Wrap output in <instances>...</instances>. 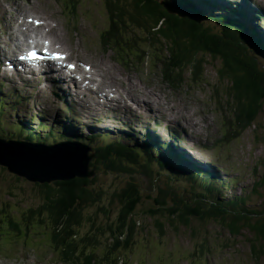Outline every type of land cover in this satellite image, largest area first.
Returning <instances> with one entry per match:
<instances>
[{"label": "rangeland", "instance_id": "1", "mask_svg": "<svg viewBox=\"0 0 264 264\" xmlns=\"http://www.w3.org/2000/svg\"><path fill=\"white\" fill-rule=\"evenodd\" d=\"M61 1L60 10L63 11L66 8L63 0ZM170 1L186 6L182 4L183 1ZM187 1L189 2V0ZM25 2L27 0H13L10 4L0 0V7L4 9L6 16L12 22L18 14L23 15L25 12L55 18L58 26L53 29L52 33L58 36L57 41L63 48L69 49L72 56L77 55L86 62L93 61L100 70V77L102 78V81L98 82L99 86L114 88L118 101L113 106H100L99 109L93 108L94 105L91 103L77 104L81 108V112L78 110L80 121L75 119V127L70 130L67 128L68 123L59 120L60 118L64 119V115L69 113L65 110L66 104L62 103V99L64 98L63 101H65L69 95L68 85L65 82L43 80V77L37 74L32 78L33 91H35L32 99L25 98L26 86L22 83L18 82L10 86L4 83L0 85L6 91L12 90L14 98L17 99V103H14L15 110L10 108L5 110L2 119H0V124L4 127L0 125V129L2 127L7 131L12 123H17L22 133L36 129L42 137L48 138L52 133L50 127L55 129L53 131L55 137L62 136V130H57V126H55L60 124L63 128L66 126L64 129L71 133L69 140L78 144L83 143L80 137L90 136L94 131V128L91 127L92 118L94 112L99 111L102 113L100 126L102 128L110 126L124 128L128 133L133 134V137L132 140H129L128 137L124 136L122 142L132 146L133 141L143 144L147 140V131L158 135L161 141L167 140L169 131L165 126L161 130L158 128V120H160L164 125L168 124L173 127V138H176L178 143L185 144V150L188 153L192 155L201 154L205 160H210V157L222 156L220 160L210 166L218 172L213 177L214 182L220 185L222 197L231 198L243 195L247 198V206L264 209V186L257 187L256 185L257 175L261 172L260 161L264 149V109L257 114L251 125L240 128L239 133H237L238 136H228L224 142L213 139L219 137L221 133L219 114L214 109L216 105L224 107L227 115L231 116L236 123L234 106L230 102L232 99L227 95L233 96V92L226 88L227 81L222 80L224 76H218L216 72L220 66L217 59H213L209 54H204V71L203 75L198 77L201 78L198 82L190 80L189 71L181 70L183 81L179 84L177 91L172 92L160 79V64L155 60L153 61V53L159 54L163 58L169 55L167 48L157 43V40L149 39L150 41H148L143 32H140L139 36L127 31L128 34L134 35L136 41L141 39L133 47V57L136 58V61L130 68L117 66L112 56L108 59V53L111 54V51L101 52L98 49V31L106 23L101 0H80L78 20L85 26V33L87 34L84 37L83 48H81L82 44L77 43V40L74 39L73 34L69 38L64 34H59L61 15L58 13V7L54 0H28V4ZM76 3L78 4V0ZM191 3L192 8L186 6L187 12L183 11L185 15L183 17L178 16L185 28H188L187 24L192 23V25L206 28L208 33L219 34L220 25L215 20L206 18L201 13L202 11L196 7L195 1L192 0ZM222 4L215 0L210 5L220 9H236L231 15L239 14L246 28L240 25L237 20L233 19L230 22L233 21L236 24L235 30H238L245 37V45L254 53L259 64H261L260 66L264 69V20L261 21V18L264 17V11L261 13L254 11L252 12L253 17H251L249 12L251 7L246 0H242L241 4L234 6V8V4L220 7ZM262 5L264 7V4ZM220 9L217 11L219 12ZM127 30L129 29L127 28ZM151 35L158 38L154 34ZM257 36L262 41L261 43L255 40ZM5 41L6 36L2 32L0 24V43ZM250 41L254 42L256 49L263 54L254 50L248 44ZM95 50L99 56L89 58L87 56L89 52ZM140 50H144L145 54L137 58L135 53H140ZM92 72L94 73L95 70ZM46 74L44 73V75ZM0 94L4 95L3 92ZM6 102H9L8 99ZM77 102L82 103L84 101ZM36 115L38 118H42L36 121L41 122L42 120L43 124L38 125L32 120ZM179 121H181L182 126L190 130V135L181 133L174 126ZM78 122L80 123L77 126ZM85 125L87 126L85 127ZM5 137L8 138L9 135L5 134ZM75 137L78 138L75 139ZM25 139L7 142L0 139V142L3 141L4 148L16 147L14 142H28ZM197 140L202 142L201 147L197 144ZM208 141L213 143L216 150L215 154L202 151L203 146H206ZM101 142L104 150L109 146L118 147V143ZM70 153L73 155V150ZM32 154L36 156L35 153ZM130 154L134 164L123 161L126 166L124 172L116 171L113 173L111 170L108 172L100 169L99 171L96 170V174L93 173L91 178H88L93 179L87 186L90 196L81 206L84 216L90 215L91 217L82 218L80 225L75 227L79 234L90 235L96 232L101 225L106 229V223H111L116 218L115 203L111 207L108 205L114 200L112 198L113 193L120 188L117 183L122 185L127 180L136 182V179L143 186L138 184L143 194H151L157 198L154 202L153 200H145L137 212L133 214V219L138 220V226L130 235L133 241L131 247L128 250L118 252L122 264H264V252L256 257L252 254V234L247 229H243L238 235L231 236L217 220L201 221L197 218H190L188 225H183L178 222L177 218L169 216L166 210H158L160 205L156 202L162 199L167 202L165 206H172L178 199L183 202L192 200L193 193L199 192V187L194 185L193 180L189 178V175L195 171L193 172L188 168L185 159L187 156L179 154L180 158H176L174 161L177 172H170L152 161L156 158V153H153L152 160L146 158L145 155ZM72 159L77 162H75L76 166L82 168L83 158L81 162ZM189 162L193 163L190 160ZM59 172H61L59 169L46 170L47 174ZM111 177H116L113 183L106 180ZM37 183L42 184L20 177L0 164V218L5 214L15 217L25 216L30 210H33L29 225L34 223L36 227L35 233H32L31 229L29 230V237L27 238H13V235L5 230L6 223H2L0 235V258L2 260H0V264H26L22 257L27 258L30 263L64 264L59 261L58 253H54L51 249L48 237L43 236L48 232V228H45L48 224V218L46 211L38 209L44 199L43 188L37 186ZM158 187L159 190L156 189ZM218 195L220 196V194ZM102 206L106 208L105 212L99 209ZM108 208L111 209L107 210ZM38 210H40L39 214ZM158 224L161 226V231ZM29 225L21 224L24 229ZM253 233L255 234V232ZM98 239H102L100 233ZM72 241L76 242L75 240ZM203 242L208 243L209 249L196 250L197 244ZM62 250L67 257L70 250L67 247H62ZM83 255L82 253H74V259L71 262L74 261L76 264L82 262ZM114 259L118 261L117 258Z\"/></svg>", "mask_w": 264, "mask_h": 264}, {"label": "trees", "instance_id": "2", "mask_svg": "<svg viewBox=\"0 0 264 264\" xmlns=\"http://www.w3.org/2000/svg\"><path fill=\"white\" fill-rule=\"evenodd\" d=\"M179 1H183L182 4L187 7L192 6L191 0L189 2L187 0ZM102 2L109 13L113 32L116 31V28L122 30L128 28L127 31L139 36L140 32H143L148 41L157 40V43L167 48L169 55L164 57L167 65L164 67L165 79L171 77L173 81L180 84L183 81L181 70H187L190 72V80L198 82L201 79L198 77H201L204 71V54H209L213 59H217L220 66L216 72L218 76H224L222 80L227 81L226 88L233 92V96L227 95L232 99L230 102L234 106L238 126L237 133L240 128L251 125L257 114L264 109V69L260 66L261 64L254 53L245 45V37L235 30L236 24L233 21L228 22L225 18H220L219 15L212 16L209 19L215 20L220 25L219 34L208 33L206 28L192 25V23L187 24L188 28H185V25L177 17L166 11L160 0H102ZM197 2L199 1L197 0ZM191 6L190 8H192ZM203 6L212 7L208 4H203ZM108 34L112 36L111 33ZM255 40L261 43L259 39L255 38ZM250 43L254 44L252 41ZM5 134L9 135L8 139L26 138L28 141L48 144L46 138L39 133L29 132L26 137H18L1 128L0 138H6ZM117 145L118 147L109 146L105 150L104 148L94 150V157L89 164L87 176L36 184L43 188L44 199L38 209L46 211L48 218V224L45 227L48 228V232L44 235L48 237L49 245L53 249L61 250L63 257L66 255L62 247H67L70 253L66 258L74 257V253H82L84 254L82 259L84 264H100L96 248L101 244L105 249L102 260L110 264H117L118 261L114 258L118 257V252L126 250L133 243L130 235L138 226V220L133 219V214L145 200L154 202L157 198L151 194H143L140 188L142 184L136 179V182L127 180L122 185L117 183L120 188L113 193L114 200L108 205L111 207L115 203L114 210L117 209L115 220L106 223V229L101 225L96 232L90 235L79 234L76 231L75 227L80 225L82 218L91 217L90 215L84 216L81 206L90 196L87 186L93 179L88 178H91L93 173L96 174V170L100 169L108 172L111 170L113 173L124 172L126 166L123 161L134 164L130 154L132 150L121 142ZM260 167L261 172L257 175L256 181L257 187L264 186V149ZM189 178L201 188V191L194 192L192 200L183 202L178 199L172 206H165L167 202L162 199L156 202L160 205L158 210H166L169 216L177 218L178 222L183 225H188L190 218H197L201 221L217 220L231 236L238 235L243 229H247L252 234V254L255 257L262 254L264 252V209L247 206V198L243 195L219 199L213 192L221 194L220 185L217 186L209 182L208 178L201 173H191ZM115 179L116 177H111L106 180L113 183ZM156 189L159 190V187ZM253 191L255 192V190ZM92 200L94 199L92 198ZM99 209L103 212L106 211L103 206ZM38 211L39 214L40 210ZM32 215L33 210H30L28 215L23 216L22 222L29 225ZM4 222L6 223L5 230L10 232L13 238L29 237L30 229L32 233L36 232L34 223L24 229L20 221L11 219L9 214H5L0 218V235ZM158 228L161 231L159 224ZM99 233L102 236L101 240L98 239ZM205 249H209L208 243L197 244L196 250L203 251Z\"/></svg>", "mask_w": 264, "mask_h": 264}, {"label": "water", "instance_id": "3", "mask_svg": "<svg viewBox=\"0 0 264 264\" xmlns=\"http://www.w3.org/2000/svg\"><path fill=\"white\" fill-rule=\"evenodd\" d=\"M169 1L160 0L161 4L164 6L168 13L172 15L175 14L174 16L177 17L178 20H181L179 17H183L185 15L183 12L185 10L177 8L176 5L172 4ZM14 144L19 146L20 148H18L17 146L4 148L2 147L4 144H0V164L4 165L9 171L16 173L18 176L27 178L29 181L44 183L53 180L69 179L74 176L84 177L88 175V163L91 159V156H87L73 143L60 142L48 146L41 143L32 142H14ZM61 146H65L70 152L73 149H79V154L84 155L82 168L76 166V161H74L71 157L66 160L59 156L53 159V162L51 163L49 168H45V165L40 164L37 158L32 154L41 152L43 150L48 151L49 149H57ZM54 169H59L61 170V172L56 174L46 173V170Z\"/></svg>", "mask_w": 264, "mask_h": 264}, {"label": "bare ground", "instance_id": "4", "mask_svg": "<svg viewBox=\"0 0 264 264\" xmlns=\"http://www.w3.org/2000/svg\"><path fill=\"white\" fill-rule=\"evenodd\" d=\"M166 1H169V0H166ZM193 1H195V2H197V0H193ZM213 1H215V0H213ZM219 3H222L221 1H219V0H217ZM169 2H171L172 4H174V5H176L177 6V8H179V9H182V10H185L186 11V6H183V5H180L179 3H175L174 1H169ZM203 5V4H202ZM212 6V5H211ZM249 12H250V16L251 17H253L252 16V13H251V10H249ZM192 13V12H191ZM230 16H236V15H234V14H232L231 15V13H230ZM249 16V15H248ZM249 16V17H250ZM251 20V19H250ZM242 23H244L243 21H242ZM250 26H252V25H250ZM255 28V27H254ZM255 30H257L256 28H255ZM259 35V37L260 38H262L261 36H260V34H258ZM256 39H258V36L256 37ZM260 41V40H259ZM260 42H262V41H260ZM44 73H46L45 71L43 72V74ZM61 89V88H60ZM64 97V96H63ZM104 112V111H103ZM93 115V114H92ZM58 119V118H57ZM119 119V118H118ZM150 121V120H149ZM69 129L70 130H73V126H71V125H69ZM26 140V139H25ZM132 140V139H131ZM149 140L150 141H153L154 140V136L153 135H150L149 136ZM23 141V140H22ZM31 141V140H30ZM144 141V140H143ZM7 142V141H6ZM1 143H3V142H0V144ZM2 147H4V145L2 146ZM13 147H15V146H13ZM16 149V148H15ZM17 150V149H16ZM19 151V150H18ZM79 153V149H73V154H78ZM36 154V158H37V160L40 162V164H44L45 165V168H49L50 167V165H51V163L53 162V159L56 157L57 158V156H59V157H62L63 159H69L70 157H71V154H70V151L65 147V146H61V147H59V148H57V149H49L48 151H45V150H43V151H41V152H36L35 153ZM80 157H82V158H84V155L83 154H80ZM175 158H180V155L179 154H177L176 156H175ZM185 159L187 160V163H188V167H191V166H193V167H196V163L195 162H193L190 158H188V156L187 157H185ZM191 161V162H193V163H190L189 162V160ZM181 163L182 164H184V162L183 161H181ZM190 169H193L192 167L190 168ZM54 252V251H53Z\"/></svg>", "mask_w": 264, "mask_h": 264}]
</instances>
